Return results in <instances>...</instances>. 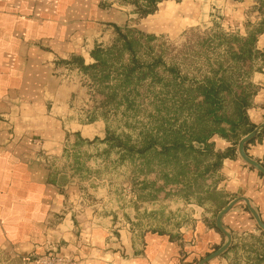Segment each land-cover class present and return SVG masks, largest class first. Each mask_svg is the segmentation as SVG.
I'll list each match as a JSON object with an SVG mask.
<instances>
[{"label":"crops","instance_id":"obj_1","mask_svg":"<svg viewBox=\"0 0 264 264\" xmlns=\"http://www.w3.org/2000/svg\"><path fill=\"white\" fill-rule=\"evenodd\" d=\"M228 1L216 5L226 26H236L234 16L248 14L253 24L261 20L259 0L231 7ZM161 3L175 6L174 13L187 4L193 8L189 18L198 10L196 0H162L148 15L151 32L164 27L151 25ZM127 10L120 0H0V264H37L34 257L45 254L71 257L72 264H198L223 244L215 226L219 210L208 214L196 205L197 215L179 230L137 231L91 215L64 172L52 166L70 133L89 139L102 134L100 119L80 118L82 91L70 80L77 70L72 60L86 61L114 26L127 23ZM256 48L264 51V32ZM251 81L257 89L247 114L257 125L264 119V59ZM210 141L221 151L232 146L216 135ZM245 150L264 162V131ZM217 175L216 189L227 193L228 202L246 197L264 222V178L258 171L237 153L222 161ZM221 221L230 245L204 264H264V231L245 203H235Z\"/></svg>","mask_w":264,"mask_h":264},{"label":"rangeland","instance_id":"obj_2","mask_svg":"<svg viewBox=\"0 0 264 264\" xmlns=\"http://www.w3.org/2000/svg\"><path fill=\"white\" fill-rule=\"evenodd\" d=\"M174 1L180 3L183 0ZM196 1L198 10L192 18H189L188 13L193 8L189 10L187 4L181 7L184 10L174 13L175 6L161 3L151 25L156 29L162 25L164 27L156 32H151L147 27L149 14L143 15L133 3H125L130 18L120 27L133 29L134 31H130L133 35H137L135 33L139 31L152 36L149 39L140 38L137 56L147 61L152 57H160L155 66L160 74L169 75L168 68L174 65L187 77L200 78L219 63L226 64L230 61L227 46L236 45L230 35H245L252 28L253 23L248 14L232 17V23L236 22V26H226L224 17L216 12V5L222 0H202L205 2L203 6L199 2L201 0ZM237 1L241 0H229L227 6L231 7V3ZM142 3L140 1L141 5ZM157 6L158 3L156 9ZM241 25L245 32L237 28ZM116 34L113 27L109 36L99 45L103 48L111 47L116 42ZM89 56L86 55L83 64L94 62ZM127 57L126 52L119 53L117 49H113L108 55V70L102 71L104 67L86 71L77 68L76 75L70 80L79 85L82 91L80 118L83 122L92 120L94 116L100 119L102 134L89 139L78 133H70L68 142L64 143L63 153L51 163L64 172V179L78 192L80 206L89 210L91 215L114 219L115 222L128 224L137 231L170 233L179 230L197 215L196 205L205 208V212L209 214L212 203L208 199L218 203L222 198L204 194L196 186L187 188L183 182L173 181L172 172L155 162L151 163V168L141 167L138 158L123 155L118 147L103 141L106 128L117 134H130L134 139L139 121L148 119L145 112L152 110L153 101H157L149 97L151 91L148 89L150 87L152 91H157L159 83L152 82L148 85L149 83L142 82L137 85L139 93L133 108L125 111L122 105L115 108L102 104L105 97L103 95L115 83L117 70ZM259 63L260 60L255 59L251 74L259 68ZM107 73L108 76L101 80L100 74ZM213 181L216 182L214 176L206 175L204 178V183L209 187Z\"/></svg>","mask_w":264,"mask_h":264},{"label":"trees","instance_id":"obj_3","mask_svg":"<svg viewBox=\"0 0 264 264\" xmlns=\"http://www.w3.org/2000/svg\"><path fill=\"white\" fill-rule=\"evenodd\" d=\"M120 1L133 3L141 14L148 15L156 10L157 3L162 0ZM258 3L261 20L252 24L245 35H230L236 42V45L230 44L226 49L230 61L219 63L200 78H189L174 65L168 68L169 75L160 74L155 68L160 57L147 61L137 56L140 38L149 39L152 36L139 31L133 35L130 32L133 29L129 27L114 26L117 32L115 44L107 48L96 44L89 52L94 59L89 65L83 64L80 57L72 60L80 70L104 67V71L108 70V55L113 49L119 53L126 52L128 57L117 70L115 83L108 87L102 100V104L115 108L122 105L125 111L133 108L139 93L138 84L159 83L157 91H152L150 87L148 89L151 91L149 97L157 101H153L152 110L145 112L148 119L139 121L135 138L106 128L103 141L118 147L123 155L138 158L141 167L149 168L155 162L172 172L173 181L183 182L187 188L196 186L207 195H218L222 198L218 203L208 199L212 203L213 214L228 202L227 193L216 189L219 179L217 171L225 158L237 154L238 140L255 126L248 118L247 109L252 105L257 89L250 80L253 63L255 59H264V51L256 48L257 35L264 32V0ZM107 76L108 73L100 74V79ZM214 135L230 140L232 146L223 151L215 149L210 141ZM261 164L264 166V162ZM206 175L216 178L210 187L204 183Z\"/></svg>","mask_w":264,"mask_h":264},{"label":"water","instance_id":"obj_4","mask_svg":"<svg viewBox=\"0 0 264 264\" xmlns=\"http://www.w3.org/2000/svg\"><path fill=\"white\" fill-rule=\"evenodd\" d=\"M264 131V119L257 125L254 126V128L243 135L237 142V153L239 157L248 165L256 169L261 175L264 177V166L257 161L256 159L250 157L245 150V145L255 138L257 135L262 133ZM238 201H242L245 203L247 209L252 214L253 218L255 219L258 227L264 231V222L260 218L258 212L255 210V208L250 204L249 200L244 196H238L230 200L223 208H221L215 217V226L220 230V232L225 236V240L222 245H220L217 249H215L213 252L209 253L207 256H205L203 259L199 261L198 264H204L207 261L221 255L230 245L231 242V234L228 232L224 226L222 225L221 218L223 215Z\"/></svg>","mask_w":264,"mask_h":264},{"label":"built area","instance_id":"obj_5","mask_svg":"<svg viewBox=\"0 0 264 264\" xmlns=\"http://www.w3.org/2000/svg\"><path fill=\"white\" fill-rule=\"evenodd\" d=\"M86 51V50H82ZM34 261L37 264H72L74 259L68 256H63L59 254H45L34 257Z\"/></svg>","mask_w":264,"mask_h":264}]
</instances>
